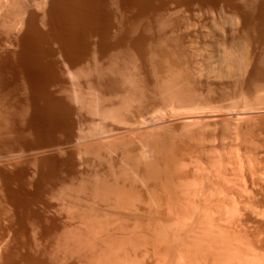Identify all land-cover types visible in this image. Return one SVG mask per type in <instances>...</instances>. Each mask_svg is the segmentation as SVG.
Masks as SVG:
<instances>
[{
	"label": "rangeland",
	"instance_id": "rangeland-1",
	"mask_svg": "<svg viewBox=\"0 0 264 264\" xmlns=\"http://www.w3.org/2000/svg\"><path fill=\"white\" fill-rule=\"evenodd\" d=\"M9 2L14 3V6ZM9 2L0 0V264H96L98 257L99 260L102 258L106 264H164V262L165 264H168L167 262L169 264H195L196 262H198L196 264H219L218 261L220 264H232V261H234L233 264H264V89L260 91L261 88L254 87L255 84L264 82V0H9ZM226 45L234 49L233 56L238 52L236 56H232L235 62L231 68L224 65L222 50ZM243 57L246 59H242ZM242 62L248 66L245 67ZM165 67L170 68H168L169 72ZM182 72L183 74H180ZM166 73L175 75V81L179 83L177 86L183 89V94L189 93L190 97H187L190 99L188 100L187 97L185 99L190 104L184 103L185 109L180 107L182 104L178 105L180 108L178 109L176 104L171 105V102L164 97L159 101V96L161 97L159 86L164 76L167 77ZM242 92L243 94H240ZM141 95L147 100L159 102L157 104L156 101L152 102V107L149 101L148 104L147 100L145 101L147 105L145 104L143 107L145 110H142L141 114L142 116L146 114L144 115L148 117L146 119L148 124L143 116L141 120L147 125L132 126L133 131L137 132L140 128L142 130L148 126L155 129L159 127L157 132L161 137L172 138L175 136L170 135L175 134L177 138L185 131L197 134V139L200 138L199 142L196 140L198 145L195 144L198 149L195 146L192 154L187 153L182 157L185 160V168L182 170L184 176L180 178L181 181L188 180L185 182L188 186L193 184L192 186L195 187L194 182H197L195 183L197 188L194 189L192 186L187 188L188 186L183 183L187 187L176 189L178 191L174 192L175 194L172 193L171 196L174 197L171 198L169 205L167 202V204L161 203L163 206L168 205L169 208L178 210L179 214L181 212V216L176 214L178 218H175L178 227L181 226L178 232V240L180 239L178 243L182 244L181 241L186 242L191 237L201 235L200 231L203 232V227H207L206 224H208L206 229L208 233H211L210 235L213 237L219 235V241H223V244L228 242L227 246L224 245L226 251L229 246L230 250H228L232 252L230 259L216 257V260L212 256L206 257L207 259L202 257L199 259L200 256H197L196 259L195 256L176 253L177 251L172 247L178 244L176 241H173L175 244L169 243L172 250L171 247L166 248L169 246H167L168 243L163 244L164 252H158V254L149 243L131 237L133 218L128 216L130 214L128 211L124 213L123 210H118L121 215L117 210L116 212L113 209L110 210L109 202L104 203L102 211L103 203L101 202L100 206L99 200L94 199L92 191H89L96 186L97 178L110 179L108 177L112 178L116 167L121 166V149L118 146L114 147L116 151L113 147L110 149L107 146L108 143L104 141L117 136L119 138L124 136V139L135 138V132L130 135L127 133L129 132L127 129L131 126L126 128L121 122L111 119L113 117L102 116L98 113L99 107H115L122 102V99H127L124 104H126L127 116L131 117L136 109L133 108L138 109L140 104L138 100ZM154 95H157L158 99H151L155 98ZM244 98H247L245 100L251 105L255 104L247 105L246 101L244 103ZM253 99L257 101L253 102ZM154 105L161 106L158 110ZM247 106H250L251 111L247 109ZM153 108L155 111H161L158 112L160 116L158 113L154 114ZM149 113L160 117V123L158 118L155 119L156 117ZM151 115V118L155 117L153 119L157 121L155 124L159 123L156 127L152 123ZM192 120L195 123H192ZM149 122L153 126H150ZM101 127H104V131H108L99 133L102 130ZM181 127L185 130L180 133L177 130L182 129ZM191 128L194 129L191 130ZM129 130L132 131L131 128ZM163 130L164 133H162ZM104 143L106 148L102 151L101 147ZM250 145L251 149H249ZM107 147L109 150L106 151ZM202 150L205 151V156ZM101 155L105 156L106 161L101 160ZM109 161L111 162L108 165ZM115 163L120 165L116 166ZM222 164H225L224 167H220ZM103 170L107 172L103 173ZM109 170L112 173H108ZM207 174L208 177L205 176ZM211 185L215 189H211ZM224 188H226L225 191H223ZM178 194L180 195L177 196ZM181 196L183 198H180ZM85 204L90 208H87ZM105 204L109 206L110 211ZM201 205L204 206L201 207ZM188 207L192 208L191 211L186 210ZM163 208L159 210V215L161 214L162 220L167 221V216L164 218L166 213ZM199 208L202 210L200 211ZM251 210L253 213L250 212ZM198 214L200 218H197ZM233 214L234 216L238 214L239 218L238 215L235 218ZM179 218L180 221H178ZM122 220L124 222H121ZM221 221H225L227 225ZM211 224L214 229L217 227V231H221L217 232L213 229L210 231ZM90 226L94 229H90ZM186 229L189 231L192 229V231L188 232ZM258 234L259 237H257ZM233 238L234 241H232ZM235 240L240 243H236ZM243 252L248 255L245 256ZM191 257L193 261H195L194 258L199 260L193 262ZM105 258L108 260L106 261ZM237 258L241 262L238 261V263L235 260ZM100 262L103 263L101 260Z\"/></svg>",
	"mask_w": 264,
	"mask_h": 264
},
{
	"label": "bare ground",
	"instance_id": "bare-ground-1",
	"mask_svg": "<svg viewBox=\"0 0 264 264\" xmlns=\"http://www.w3.org/2000/svg\"><path fill=\"white\" fill-rule=\"evenodd\" d=\"M8 2H9V0H7ZM2 2V1H1ZM17 2V1H16ZM4 3V2H3ZM5 3H6V1H5ZM9 3H12V2H9ZM14 3H12V5H13ZM4 5H8V4H4ZM11 5V4H10ZM15 5H17V4H15ZM9 6V5H8ZM14 6V5H13ZM3 8V7H2ZM0 9H1V6H0ZM12 9V8H11ZM18 10V9H17ZM1 12V11H0ZM217 12V11H216ZM213 14V13H212ZM226 15V14H225ZM224 16V15H223ZM222 16V17H223ZM220 18V17H219ZM220 20V19H219ZM172 26V25H171ZM170 27V26H169ZM173 30V29H172ZM164 31V30H163ZM170 36V35H169ZM175 36V35H174ZM231 41H232V39H231ZM245 41V40H244ZM162 42V41H161ZM165 42V41H164ZM234 42V41H233ZM232 42V43H233ZM157 43V42H156ZM229 43V42H228ZM231 43V44H232ZM235 43V42H234ZM250 43V42H249ZM236 44V43H235ZM149 45V44H148ZM224 45V44H223ZM237 45V44H236ZM229 46H230V44H229ZM245 46V45H244ZM154 47V46H153ZM168 47V46H167ZM233 47V46H232ZM231 47V48H232ZM162 48V47H161ZM166 48V47H165ZM148 50V49H147ZM167 50V49H166ZM174 50V49H173ZM149 51V50H148ZM159 51V50H158ZM233 51H234V49L232 50V49H230L229 47H227V45L223 48V50H222V52H223V58H224V65H226L227 67H229V68H231V67H233L234 66V56H236V54L238 53V52H236V54H234V56H233ZM235 53V52H234ZM244 53V52H243ZM168 54V53H167ZM166 54V55H167ZM175 54V53H174ZM179 54V53H178ZM217 54V53H216ZM232 54V55H231ZM245 54V53H244ZM160 55V54H159ZM171 56H172V54H170ZM239 55V54H238ZM241 55V54H240ZM154 56V55H153ZM169 56V55H168ZM233 56V57H232ZM245 56H246V54H245ZM158 58V57H157ZM171 58H173L174 59V57H171ZM181 58V57H180ZM115 59V58H114ZM166 59H167V56H166ZM241 59V58H240ZM239 59V60H240ZM242 59H246V58H242ZM145 60V59H144ZM175 60H176V58H175ZM260 60V59H259ZM263 60H264V56H263ZM181 61V60H180ZM242 61V60H241ZM240 61V62H241ZM161 62H162V60H161ZM223 62V61H222ZM245 62H247L246 60H245ZM109 63H111V62H109ZM243 64H244V62H242ZM158 64H159V62H158ZM260 64V63H259ZM177 65V64H176ZM245 65V64H244ZM243 65V66H244ZM258 65V64H257ZM128 67H129V65H127ZM166 66H169V65H166ZM248 66V65H247ZM246 65H245V67H247ZM150 67V66H149ZM237 67V66H236ZM130 68H132V67H130ZM148 68V67H147ZM152 68V67H151ZM162 68H163V66H162ZM166 68V67H165ZM169 68V67H168ZM168 68H166L167 70H168V72H169V69ZM228 68V69H229ZM239 68H240V66H239ZM241 68H242V66H241ZM134 69V68H133ZM154 69V68H153ZM123 70V69H122ZM162 70V69H161ZM167 70H165V72L167 71ZM176 70V69H175ZM223 70V69H222ZM225 70H227V68L225 69ZM224 70V71H225ZM236 70V69H235ZM238 70V69H237ZM263 70V69H262ZM154 71V70H153ZM164 71V70H163ZM162 71V72H163ZM231 71V70H230ZM128 72V71H127ZM171 72H172V70H171ZM122 73V72H121ZM179 73V72H178ZM177 73V74H178ZM156 74V73H155ZM163 74V73H162ZM166 74H168V73H166ZM165 74V75H166ZM175 74V73H174ZM180 74H183V72L182 73H180ZM133 76V75H132ZM138 76V75H137ZM167 77H165L164 76V79L161 81V84H160V86H159V89H160V91H159V94L161 95V97L159 96V94L156 92V94H158V96H159V101H160V99L161 98H165V100H168V102H171V105H172V103H174V104H176L177 105V107H178V105L180 106L181 104H182V106H180V107H182V108H184L183 107V104L184 103H189V99H188V97L187 96H189L188 94H183L184 92L181 90V88H179L180 86H177V85H179V83H177L176 81H175V75L173 76V75H171V73H169L168 75H166ZM181 76V75H180ZM179 76V77H180ZM257 76V75H256ZM120 77V76H119ZM129 77V76H128ZM128 77H127V79H128ZM179 77H177L178 79H179ZM260 77H262V76H260ZM162 78V77H161ZM182 78V77H181ZM189 78V77H188ZM133 79V78H132ZM177 79V80H178ZM161 80V79H160ZM182 80V79H181ZM263 80V79H262ZM262 80H260V82H263ZM134 81V80H133ZM257 81H259V80H257ZM256 81V82H257ZM181 82V81H180ZM251 82V81H250ZM259 82V83H260ZM113 83H114V81H113ZM137 83V82H136ZM252 83V82H251ZM121 84V83H120ZM127 84V83H126ZM118 85V84H117ZM131 85V84H130ZM139 85V84H138ZM252 85H253V83H252ZM251 85V86H252ZM152 86V85H151ZM156 86V85H155ZM89 87V86H88ZM135 87V86H134ZM137 87V86H136ZM140 87V86H139ZM153 87V86H152ZM254 87H257V89H259V88H261L260 89V91H262V89H264V82L263 83H261V84H255L254 85ZM253 87V90H255V88ZM120 88V87H119ZM118 88V89H119ZM154 88V87H153ZM152 88V89H153ZM156 89H157V87H155ZM186 88V87H185ZM250 88V87H249ZM127 89V88H126ZM135 89V88H134ZM133 89V90H134ZM256 89V91H258L259 92V90H257ZM140 90V89H139ZM246 90V89H245ZM248 90V89H247ZM251 90V92H252V89H250ZM240 91V90H239ZM255 91V92H256ZM91 92V91H90ZM109 92V91H108ZM249 92V91H248ZM116 93V92H115ZM124 93V92H123ZM134 94V93H133ZM149 94V93H148ZM155 94V93H154ZM239 94V93H238ZM240 94H243V92L242 93H240ZM252 94V93H251ZM132 95V94H131ZM138 96V95H137ZM140 96V95H139ZM146 96V95H145ZM153 96V95H152ZM242 96H245V95H242ZM260 96H262V95H260ZM125 97V96H124ZM133 98H135L134 96H132ZM131 97V98H132ZM141 97H142V95H141ZM140 97V99L138 100V103H140V104H138V109H137V107H134L133 109H135V112H134V115L133 116H131V117H129V116H127L128 115V112L126 111L127 109L125 108V106H126V104H124V103H126L125 101L127 100H123L122 99V102L119 104L118 103V106H115V107H113V106H111L110 108H104L105 106H100L99 107V114H101L102 116H110V117H113V118H111V119H114V121H115V119L117 120V122L119 123V122H121L122 124H124L125 125V127L127 126H131L130 128H131V130H132V126L133 127H135V125H143V126H146L147 124H148V120H146L147 118H146V114L144 115L143 114V116H145V121L147 122V124H145L146 122H143L141 119H142V114L141 113H143V111L142 110H145V109H143V107H145V104L147 103L148 104V101H149V103H151V106L153 107V104H152V102L154 103V101H156V100H154V99H156L157 98V95L155 96L154 95V97L155 98H151V99H153L154 101H152V100H147L145 97H142L141 98ZM147 97V96H146ZM149 98H150V94H149V96H148ZM147 97V98H148ZM185 97H187V99L188 100H186L185 99ZM190 97V96H189ZM192 97V96H191ZM256 97H257V94H256ZM258 97H259V95H258ZM120 98V97H119ZM129 98V97H128ZM248 98V97H247ZM247 98H244V103H245V99H247ZM254 98V97H253ZM77 99V98H76ZM158 99V98H157ZM252 99V98H251ZM256 99H258V98H256ZM262 100H263V97L261 98ZM121 100V99H120ZM119 100V101H120ZM147 100V101H146ZM164 100V99H163ZM241 100H243V99H241ZM259 100H260V98H259ZM131 101H133V100H131ZM145 101H146V103H145ZM158 100L156 101V104L159 102ZM162 101V100H161ZM192 101H194V100H192ZM255 101H257V100H254L253 99V102H255ZM261 101V100H260ZM81 102V101H80ZM79 102V103H80ZM83 102V101H82ZM90 102V101H89ZM94 102V101H93ZM97 102V101H96ZM128 102H130V101H128ZM137 102V101H136ZM263 102V101H262ZM131 103V102H130ZM144 103V104H143ZM167 103V102H166ZM246 103H247V105H249L250 104V102L248 103L247 101H246ZM146 104V105H147ZM160 104V103H159ZM161 104H163V102L161 103ZM168 104V106H169V103H167ZM190 104V103H189ZM197 104H199V103H197ZM197 104H196V106H197ZM243 104V103H242ZM255 104V103H254ZM254 104H250V106H253ZM261 104V103H260ZM264 104V103H263ZM80 105V104H79ZM98 105V104H97ZM188 104H186V106H187ZM159 106H161V105H159ZM159 106L157 107L158 108V110H159ZM167 106V105H166ZM199 106H200V104H199ZM201 106H203V105H201ZM240 106H244V105H241L240 104ZM250 106L248 107L247 106V109H249L250 108ZM98 107V106H97ZM108 107V106H107ZM147 107V106H146ZM148 107H150L149 105H148ZM147 107V108H148ZM154 107H155V105H154ZM155 107V108H156ZM171 107V106H170ZM246 107V106H245ZM254 107H256V106H254ZM259 107V106H258ZM155 108H153V110L155 109ZM156 108V109H157ZM172 108V107H171ZM197 108V107H196ZM257 108V107H256ZM260 108V107H259ZM262 108V107H261ZM98 109V108H97ZM129 109V108H128ZM151 108H149V110H150ZM176 109V108H175ZM178 109H180L179 107H178ZM185 109V108H184ZM198 109H200V108H198ZM253 109V108H252ZM162 110V109H161ZM245 110V109H244ZM250 110V109H249ZM126 111V114L124 113ZM132 110H130V112H131ZM188 112H189V110H187ZM242 111V110H241ZM251 111V110H250ZM255 111H257V109L255 110ZM258 111H260V110H258ZM150 112H152V110H150ZM158 112H161V111H155L154 110V114L156 115V113H158ZM247 112V111H246ZM262 112V111H261ZM147 113V112H146ZM252 113V112H251ZM132 114H133V112H132ZM150 114H152V113H149V115ZM161 114V113H160ZM239 114H241V113H239ZM246 114V113H245ZM100 115V116H101ZM129 115H131V113L129 114ZM147 115H148V113H147ZM153 115V114H152ZM152 115L150 116V118L152 117ZM155 115H153V116H155ZM158 115H159V113H158ZM238 115V114H237ZM247 115V114H246ZM245 115V116H246ZM262 115V114H261ZM160 116V115H159ZM240 116H242V118H244L243 117V115H240ZM248 116V115H247ZM110 117H107V118H110ZM156 117V118H155ZM155 117H153V118H155V119H157L158 117L157 116H155ZM263 117V116H262ZM104 118V117H103ZM153 118H151L152 120H153V124H155V122H157L156 120H154ZM160 118V117H159ZM159 118H158V122H159ZM241 118V119H242ZM254 118H256V117H254ZM151 119H149L150 121H151ZM186 119V118H185ZM189 118H187V120H188ZM192 119V118H191ZM190 119V120H191ZM224 119V118H223ZM227 119V118H226ZM229 119V118H228ZM184 120V119H183ZM189 120V121H190ZM196 120V119H195ZM164 121H166V120H164ZM185 121V120H184ZM184 121H181V122H183L184 123ZM198 121V120H197ZM247 121V120H246ZM248 121H249V119H248ZM247 121V122H248ZM256 121V120H255ZM252 122V121H251ZM258 122V121H257ZM120 123V124H121ZM144 123V124H143ZM160 123V122H159ZM159 123H157V124H159ZM192 123H195V121L193 122V120H192ZM199 123V122H198ZM260 123V122H259ZM117 124V123H116ZM153 124L152 125H150V122H149V125L150 126H153ZM157 124H155L154 126L156 127L157 126ZM167 124V123H166ZM189 124V123H188ZM141 125V126H142ZM184 125V124H183ZM183 125H182V127H183ZM185 125H186V123H185ZM201 125V124H200ZM246 125V124H245ZM137 126H136V130H138L137 129ZM141 126H139V128L141 127ZM142 126V127H143ZM159 126H161V125H159ZM187 126V125H186ZM197 126V125H196ZM205 126V125H204ZM247 126V125H246ZM250 126V125H249ZM126 127V128H127ZM163 127V126H162ZM161 127V128H162ZM178 127V126H177ZM176 127V128H177ZM181 127V128H182ZM102 128V130H100L101 132H99V133H102V131H103V133L104 132H106V131H108V130H106V131H104V127H101ZM106 128V127H105ZM130 128H128L127 130L129 131V132H127V130H125L127 133H129L128 135H130L131 133H134V136H135V138L134 139H132L133 137H131V139L130 138H126V139H124V136H123V138L122 137H110L109 139L110 140H108V142H106V141H104L105 143H108V147H110V149H111V147H113V149H114V147H119L120 149H121V152H120V149H119V152H120V158H121V166H119L117 163H115L116 164V166H119V167H116V171H115V173H113L112 174V178H111V174H107L108 176H110V177H108V178H110V179H107V177L105 178V177H99L100 176V174H99V178H97V184H96V186H94L91 190H89L87 187V184H86V186L87 187H85V188H87L89 191H92V194L94 195V199L96 198L97 200H99V205L101 204V202L103 203V204H101L102 205V211L104 210L103 209V205H104V203H110L109 204V206H111L110 208V210H115V212H116V210L118 211V210H123L122 212H126V211H128L130 214L128 215L129 217L130 216H132L131 218H133V226L131 227V229H130V231H132L131 232V237H134L133 239H137V240H143V241H145V243L147 242V243H149V245H151V247H153L154 249H155V251L158 253V252H162L163 250H164V248H163V244L165 245V244H167V246L169 245V243H172L173 241L175 242L176 241V243H178L179 242V240H178V232L181 230V226L179 225V227H178V224L175 222V218L177 219L178 218V216L180 217L181 215V212H180V214H179V212H178V210L176 211L175 209L173 210L172 209V207L171 208H169L168 207V205H169V202H170V200L172 201V197H174V196H171L172 195V193H174V192H176V191H178V190H176V189H185L184 187H187L188 186V183L186 184L185 182L187 181L188 182V180H185V181H183V179H182V181L180 180V178H182L181 176H184V175H182L183 173H182V170H184L183 168H185L184 167V159L182 158V157H184V155H187V153H189V154H192V151L193 150H195L194 148H195V146H196V148H197V142H196V140H198V142H199V140H200V138L199 139H197V137H198V135L197 134H194V133H189V132H183V135L182 136H180V135H178V136H180V137H177L176 138V135L174 134V135H170V136H175V137H172V138H170V137H168V136H164V137H161V135L160 134H158V132L157 131H159V127H158V129L156 128H152V127H144V129L142 128V130H138L137 132L136 131H131L130 132ZM149 128V129H148ZM160 128V132H161V130L163 129H161ZM166 128V126L164 127V129ZM187 128H188V126H187ZM199 128V127H198ZM197 128V129H198ZM109 129V128H108ZM114 129H115V127H114ZM125 129V128H124ZM134 129V128H133ZM192 129H194V128H191V130ZM203 129V128H202ZM242 129V128H241ZM252 129V128H251ZM112 130V129H111ZM110 130V131H111ZM183 130H185L184 128H182V129H180V130H177V131H183ZM191 130H190V132H191ZM201 130V129H200ZM199 130V131H200ZM205 130V129H204ZM203 130V131H204ZM237 130V129H236ZM122 131V130H121ZM174 131V130H173ZM177 131H176V133H177ZM188 131V130H187ZM196 131V130H195ZM195 131H192V132H195ZM202 131V130H201ZM244 131H246L245 129H244ZM243 131V132H244ZM251 131V130H250ZM257 131V130H256ZM261 131H263V130H261ZM126 132H125V134H126ZM166 132V131H165ZM178 132V133H179ZM180 132V133H181ZM234 132H236V131H234ZM240 132V131H239ZM238 132V133H239ZM249 132V129H248V131H247V133ZM122 133V132H121ZM124 133V132H123ZM162 133H164V130L162 131ZM198 133H200V132H198ZM258 133V132H257ZM107 134V133H106ZM119 134V133H118ZM210 134V133H209ZM243 134V133H242ZM249 134V133H248ZM248 134H247V136H248ZM263 134V133H262ZM121 135V134H120ZM164 135H166V134H164ZM197 135V136H196ZM199 135H201V133L199 134ZM211 135V134H210ZM233 135V134H232ZM241 135V134H240ZM246 135V134H245ZM259 135V134H258ZM106 136V135H105ZM132 136H133V134H132ZM162 136H163V134H162ZM213 136H214V134H213ZM242 136V135H241ZM252 136V135H251ZM101 137H102V135H101ZM125 137H126V135H125ZM199 137H201V136H199ZM204 137V136H203ZM208 137V136H207ZM232 137V136H231ZM243 137V136H242ZM241 137V138H242ZM253 137V136H252ZM260 137H261V135H260ZM106 138V137H105ZM210 139H211V136L209 137ZM232 138H234V137H232ZM244 138H246V137H244ZM101 139V138H100ZM202 139V138H201ZM237 139V138H236ZM239 139V138H238ZM237 139V140H238ZM246 139H248V138H246ZM93 140V139H92ZM97 140V139H96ZM206 140V139H205ZM233 140V139H232ZM240 140V139H239ZM243 140V139H242ZM250 140V139H249ZM101 141V140H100ZM109 141H110V143H109ZM245 141V140H244ZM251 141V140H250ZM202 142V141H201ZM207 142H209L208 140H207ZM210 142H211V140H210ZM239 142V141H238ZM243 141H241V143H242ZM247 142V141H246ZM256 142V141H255ZM97 143H98V141H97ZM105 143L102 145V147H101V150L102 151H105V149L104 148H106L105 146ZM205 143V142H204ZM248 143V142H247ZM85 144V143H84ZM195 144H197V145H195ZM98 145H100V144H98ZM105 145V146H104ZM238 145H239V143H238ZM245 145V144H244ZM93 146V145H92ZM204 146V145H203ZM247 146V145H246ZM258 146V145H257ZM256 146V147H257ZM262 146V145H261ZM107 147V148H108ZM201 147V146H200ZM240 147H241V144H240ZM104 150H103V149ZM258 148H260V146L258 147ZM257 148V149H258ZM263 148H264V145H263ZM95 149V148H94ZM198 149V148H197ZM200 149H202V147L200 148ZM249 149H251V145H250V148ZM254 149H255V147H254ZM98 150H100V149H98ZM107 150H109V148L108 149H106V151ZM115 150V149H114ZM205 150V149H204ZM207 150V149H206ZM244 150V149H243ZM101 151V152H102ZM116 151V150H115ZM114 151V152H115ZM199 151V150H198ZM209 151V150H208ZM239 150L237 149V152H238ZM248 151V150H247ZM86 152V151H85ZM110 152V151H109ZM197 152V151H196ZM202 153H204L203 152V150L201 151ZM207 152V151H206ZM210 152V151H209ZM222 152V151H221ZM243 152V151H242ZM255 152V151H254ZM105 153V152H104ZM103 153V154H104ZM108 153V152H107ZM106 153V154H107ZM195 153V152H194ZM253 153V152H252ZM251 153V154H252ZM256 153V152H255ZM98 154H99V152H98ZM97 154V155H98ZM102 154V153H101ZM118 154V153H117ZM195 154H198V153H195ZM218 154V153H217ZM220 154V153H219ZM230 154V153H229ZM238 154V153H237ZM241 154V153H240ZM257 154V153H256ZM255 154V155H256ZM100 155V154H99ZM98 155V156H99ZM105 155V154H104ZM108 155V154H107ZM207 155H209V153L207 154ZM213 155V154H212ZM211 155V156H212ZM215 155V154H214ZM239 155V154H238ZM243 155H245V154H243ZM248 155V154H247ZM253 155V154H252ZM98 156H97V158H98ZM102 156V155H101ZM191 156V155H190ZM204 156H205V153H204ZM254 156V155H253ZM104 157V158H103ZM233 157V156H232ZM241 157V156H240ZM245 157V156H244ZM119 158V157H118ZM185 158H186V156H185ZM188 158V157H187ZM207 158V157H206ZM214 158H215V156H214ZM213 158V159H214ZM217 158H219V156L217 157ZM221 158H222V156H221ZM220 158V159H221ZM238 158V157H237ZM253 158H255V157H253ZM104 160L105 159V156H102V158H101V160ZM108 159V158H107ZM116 159V158H115ZM239 159V158H238ZM246 159V158H245ZM99 160V159H98ZM110 160V159H109ZM189 160L191 161V159H190V157H189ZM194 160H195V158H194ZM193 160V161H194ZM198 160H200V159H198ZM205 160V159H204ZM207 160V159H206ZM215 160V159H214ZM233 160H234V158H233ZM248 160V159H247ZM252 160V159H251ZM259 160V159H258ZM105 161H106V159H105ZM114 161V160H113ZM120 161V160H119ZM188 161V160H187ZM208 161H210V160H208ZM212 161V160H211ZM237 161V160H236ZM235 161V162H236ZM100 162V161H99ZM108 162V161H107ZM110 162L111 161H109V163H107L108 165L110 164ZM189 162V161H188ZM187 162V163H188ZM215 162V161H214ZM228 162V161H227ZM239 162V161H238ZM243 162H244V160H243ZM248 162V161H247ZM251 162V161H250ZM105 163V162H104ZM192 163V162H191ZM195 163V162H194ZM211 163V162H210ZM226 163V162H225ZM233 163V162H232ZM99 164V163H98ZM189 164V163H188ZM218 164V163H217ZM216 164V165H217ZM236 164H238V163H236ZM253 164V163H252ZM107 165V166H108ZM194 165V164H193ZM198 165H200V164H198ZM211 165V164H210ZM213 165V164H212ZM223 165H225V164H222L220 167H222ZM234 165H235V163H234ZM238 165H240V163L238 164ZM241 165H242V162H241ZM103 166H104V164H103ZM111 166V165H110ZM113 166H114V164H113ZM112 166V167H113ZM191 166V165H190ZM207 166V165H206ZM245 166V165H244ZM248 166H250L249 164H248ZM187 167H189V166H187ZM193 167V166H192ZM197 167V166H196ZM202 167V166H201ZM215 167V166H214ZM224 167V166H223ZM239 167V166H238ZM100 168V167H99ZM102 168V167H101ZM109 168V167H108ZM108 168H105V169H108ZM190 168V167H189ZM207 168V167H206ZM213 168V167H212ZM216 168V167H215ZM226 168V167H225ZM242 168V167H241ZM249 169H251L250 167H248ZM253 168V167H252ZM104 169V170H105ZM114 169V168H113ZM196 169V168H195ZM233 169V168H232ZM256 169V168H255ZM103 170V173H106L107 171H104ZM110 170H112L111 169V167H110ZM109 170V171H110ZM186 170V169H185ZM199 170V169H198ZM197 170V171H198ZM208 170V169H207ZM212 170H215V169H212ZM239 170V169H238ZM238 170H237V172H238ZM189 171V170H188ZM192 171H193V169H192ZM204 171V170H203ZM209 171V170H208ZM219 171V170H218ZM222 171V170H221ZM241 171V170H240ZM242 171H243V169H242ZM101 172V171H100ZM114 172V171H113ZM195 172V171H194ZM212 172V171H211ZM234 172H235V170H234ZM247 172H248V170H247ZM102 173V174H103ZM108 173H112V171H110V172H108ZM196 173V172H195ZM201 173V172H200ZM204 173V172H203ZM207 173H209V172H207ZM225 173V172H224ZM239 173V172H238ZM254 173V172H253ZM253 173H251V175L253 174ZM191 174H193V173H191ZM197 174H199V173H197ZM214 174V173H213ZM221 174V173H220ZM249 174H250V172H249ZM261 174V173H260ZM195 175V174H194ZM215 175V174H214ZM241 175V174H240ZM243 175V174H242ZM246 175V174H245ZM263 175V174H262ZM106 176V175H105ZM198 176V175H197ZM197 176H194V177H197ZM205 176H209L208 174L207 175H205ZM239 176V175H238ZM192 177V176H191ZM193 177V178H194ZM203 177H204V175H203ZM202 177V178H203ZM247 177H249V176H247ZM262 177V176H261ZM85 178V177H84ZM87 178V177H86ZM187 178V177H186ZM201 178V179H202ZM217 178V177H216ZM237 178V177H236ZM244 178V177H243ZM242 178V179H243ZM250 178H251V176H250ZM253 178V177H252ZM89 179V178H88ZM188 179V178H187ZM190 179V178H189ZM206 179V178H205ZM211 179H213V178H211ZM260 179V178H259ZM95 180V179H94ZM194 180V179H193ZM192 180V181H193ZM198 180V179H197ZM204 180V179H203ZM209 180V179H208ZM241 180V179H240ZM211 181V180H210ZM217 181V180H216ZM219 181V180H218ZM222 181V180H221ZM226 181V180H225ZM237 181V180H236ZM258 181V180H257ZM261 181V180H260ZM86 182V181H85ZM189 182H190V180H189ZM201 182V181H200ZM207 182V181H206ZM243 182V181H242ZM252 182V181H251ZM183 183H185L186 185H184ZM193 183V182H192ZM195 183H197V182H194V186L196 187V185H195ZM208 183H209V181H208ZM207 183V184H208ZM223 183V182H222ZM238 183H239V180H238ZM261 183V182H260ZM90 184V183H89ZM88 184V185H89ZM191 184V183H190ZM198 184H200L199 182H198ZM216 184V183H215ZM230 184V183H229ZM232 184V183H231ZM237 184V183H236ZM240 184V183H239ZM245 184V183H244ZM193 185V184H192ZM192 185H189L190 187L192 186ZM204 185V184H203ZM206 185V184H205ZM214 185V184H213ZM189 186L187 187V188H189ZM199 186V185H198ZM202 186V185H201ZM230 186H232V185H230ZM241 186H243V185H241ZM240 186V187H241ZM249 186V185H248ZM193 187V186H192ZM195 187H193L194 189H195ZM205 187V186H204ZM208 187H209V185H208ZM218 187V186H217ZM239 187V188H240ZM84 188V189H85ZM186 188V189H187ZM193 188H191V189H193ZM197 188V187H196ZM205 188H207V187H205ZM212 188H214L215 189V187H212V185H211V189ZM219 188V187H218ZM220 188H221V185H220ZM230 188V187H229ZM238 188V190H240ZM246 188V187H245ZM251 188V187H250ZM82 189V188H81ZM86 189V190H87ZM225 189L226 188H224V190L223 191H225ZM241 189H243V188H241ZM190 190V189H189ZM208 190H209V188H208ZM233 190V189H232ZM244 190V189H243ZM83 192H84V190H82ZM192 191V190H191ZM194 191H196V190H194ZM211 191V190H210ZM220 191V190H219ZM222 191V192H223ZM228 190H226V192H227ZM82 192V193H83ZM87 192V191H86ZM201 191H199V193H200ZM205 192V191H204ZM212 192V191H211ZM237 192V191H236ZM240 192V191H239ZM246 192V191H245ZM184 193H185V191H184ZM187 193V192H186ZM190 193V192H189ZM202 193V192H201ZM220 193H221V191H220ZM224 193V192H223ZM248 193H249V191H248ZM87 194H89V193H87ZM91 194V195H92ZM175 194V193H174ZM194 194H195V192H194ZM212 194V193H211ZM210 194V195H211ZM227 194H229V193H227ZM252 194V193H251ZM86 195V194H85ZM180 194H178L177 196H179ZM181 195H183V194H181ZM200 195V194H199ZM205 195H207V194H205ZM209 195V194H208ZM219 195V194H218ZM253 195V194H252ZM176 196V198H178ZM186 196V195H185ZM189 196V195H188ZM187 196V197H188ZM195 196V195H194ZM215 197H216V195H214ZM84 197V196H83ZM191 197V196H190ZM202 197V196H201ZM211 197V196H210ZM180 198H183L182 196L180 197ZM185 198V197H184ZM192 198H193V195H192ZM199 198V197H198ZM226 198V197H225ZM230 198V197H229ZM87 199H88V197H87ZM87 199L85 200V201H87ZM187 199V198H186ZM194 199H195V197H194ZM193 199V200H194ZM200 199V198H199ZM205 199V198H204ZM214 199V198H213ZM217 199V198H216ZM215 199V200H216ZM248 199V198H247ZM175 200V199H174ZM182 200V199H181ZM201 200H203L202 198H201ZM231 200V199H230ZM230 200H229V202H230ZM92 201V200H91ZM177 201H178V199H177ZM184 201V200H183ZM198 201V200H197ZM227 201V200H226ZM97 202V201H96ZM168 203V205L166 206V205H164L163 206V204H161V203ZM185 202V201H184ZM187 202H188V200H187ZM189 202H190V199H189ZM216 202V201H215ZM222 202V201H221ZM223 202H224V200H223ZM248 202V201H247ZM90 203V202H89ZM89 203L87 204V205H89ZM164 203V204H165ZM166 203V204H167ZM178 203V202H177ZM207 203V202H206ZM106 204H105V206H106ZM202 204V203H201ZM100 205V206H101ZM164 207H162V206ZM250 205V204H249ZM85 206H86V204H85ZM91 206H92V204H91ZM99 206V207H100ZM104 206V207H105ZM108 205L106 206V208L108 209V207H109ZM143 206H145L146 208L145 209H143V208H141V207H143ZM166 206V207H165ZM186 206V205H185ZM191 206V205H190ZM202 206H204V205H201V207ZM206 206V205H205ZM211 206H213V204L211 205ZM231 206V205H230ZM245 206V205H244ZM243 206V207H244ZM257 206V205H256ZM87 207V206H86ZM89 207V206H88ZM87 207V208H88ZM93 207V206H92ZM96 207V206H95ZM98 207V206H97ZM176 207V206H175ZM182 208H183V206H181ZM194 207H195V205H194ZM200 207V206H199ZM215 207H216V205H215ZM219 207V206H218ZM227 207V206H226ZM240 207V206H239ZM90 208V207H89ZM165 209V213H166V215L164 216V218L167 216V218L166 219H168L167 221H165L164 219L162 220V218L160 217L161 216V214L159 215V212L161 211L160 209ZM174 208V207H173ZM191 208V207H190ZM208 209H209V207H207ZM213 208V207H212ZM217 208V207H216ZM227 208H229V207H227ZM235 208H237V206L235 207ZM86 209V208H85ZM100 209V210H101ZM181 209V208H180ZM187 209H189V207L188 208H186V210ZM192 209V208H191ZM191 209H189L190 211H191ZM195 208H193V210H194ZM197 209H198V207H197ZM197 209H195V210H197ZM201 208H199V210H200ZM222 209V208H221ZM220 209V210H221ZM226 209V208H225ZM252 209V208H251ZM109 209H108V211H110ZM160 210V211H159ZM202 210V209H201ZM200 210V211H201ZM210 210V209H209ZM227 210V209H226ZM225 210V211H226ZM236 210V209H235ZM242 210H243V208H242ZM247 210H249V209H247ZM97 211V210H96ZM105 211H107V210H105ZM172 211H174V212H172ZM175 211H176V213H175ZM212 211V210H211ZM215 211V210H214ZM213 211V212H214ZM217 211V210H216ZM87 212H89V211H87ZM90 212H91V210H90ZM114 212V211H113ZM127 212V213H128ZM178 212V213H177ZM182 212H183V209H182ZM186 213H188L189 215H190V213L189 212H187V211H185ZM209 212V211H208ZM213 212H211V213H213ZM222 212V211H221ZM224 212V211H223ZM227 212V211H226ZM234 212H236V211H234ZM233 212V213H234ZM250 212H252V210L250 211ZM98 213V212H97ZM109 213V212H108ZM118 213H120L119 211H118ZM117 213V214H118ZM197 213V212H196ZM205 213H207V212H205ZM210 213V214H211ZM217 213V212H216ZM216 213H215V216H216ZM219 213V212H218ZM232 212H230V214H231ZM246 213V212H245ZM253 213V212H252ZM256 213V212H255ZM84 214V213H83ZM103 214V213H102ZM112 214V213H111ZM114 214V213H113ZM116 214V213H115ZM121 214V213H120ZM163 214V213H162ZM176 214H179L178 216H176ZM185 213H183V215H184ZM227 214V213H226ZM240 214V213H239ZM263 214V213H262ZM85 215V214H84ZM89 215V214H88ZM98 215V214H97ZM104 215V214H103ZM106 215V214H105ZM122 215V214H121ZM124 215V214H123ZM127 215V214H126ZM207 215V214H206ZM213 215V214H212ZM220 215V214H219ZM219 215H218V218H220L219 217ZM224 215H225V213H224ZM228 215V214H227ZM238 215V214H237ZM237 215H235L236 217H237ZM252 215V214H251ZM250 215V216H251ZM255 215V214H254ZM257 215V214H256ZM87 216V215H86ZM94 216V215H93ZM107 216V215H106ZM119 216V215H118ZM139 216H142L143 218H141V217H139ZM163 216V215H162ZM196 216V215H195ZM214 216V215H213ZM221 216V215H220ZM228 216H230V215H228ZM233 216H234V214H233ZM234 216V217H235ZM110 217V216H109ZM146 217V218H145ZM183 217V216H182ZM199 217V214H198V216H197V218ZM202 217V216H201ZM205 216H203V218H204ZM221 217H224V216H221ZM227 217V216H226ZM225 217V218H226ZM235 217V218H236ZM252 217V216H251ZM255 217V216H254ZM260 217V216H259ZM90 218V217H89ZM108 218V217H107ZM112 218V217H111ZM127 218V217H126ZM197 218H195V219H197ZM200 218V217H199ZM210 219H211V217H209ZM214 218V217H213ZM216 218V217H215ZM224 218V219H225ZM233 218V217H232ZM238 218H239V215H238ZM237 218V219H238ZM243 218V217H242ZM246 218V217H245ZM263 218H264V216H263ZM84 219V218H83ZM109 219V218H108ZM118 219H119V217H118ZM117 219V220H118ZM142 219V220H141ZM144 219V220H143ZM184 219H185V217H184ZM186 219H187V217H186ZM189 219V218H188ZM223 219V220H224ZM228 219H231V218H228ZM262 219V218H261ZM101 220V219H100ZM103 220V219H102ZM115 220H116V218H115ZM114 220V221H115ZM124 220V219H123ZM121 221V222H124V221ZM183 220V219H182ZM204 220V219H203ZM216 220V219H215ZM235 220V219H234ZM264 220V219H263ZM178 221H180V218H179V220ZM188 221V220H187ZM186 221V222H187ZM205 221V220H204ZM209 221V220H208ZM219 221V220H218ZM226 221V220H225ZM224 221V222H225ZM88 222V221H87ZM90 222V221H89ZM91 222H92V220H91ZM98 222V221H97ZM117 222V221H116ZM116 222H115V224H116ZM184 223H185V221H183ZM182 222V223H183ZM190 222V221H189ZM195 222V221H194ZM201 222H202V220H201ZM215 222H217V221H215ZM214 222V223H215ZM221 222H223V221H221ZM223 222V223H224ZM234 223H235V221H233ZM244 222H245V220H244ZM84 223V222H83ZM103 223H104V221H103ZM106 223V222H105ZM132 223V222H131ZM181 223V224H182ZM191 223H192V221H191ZM196 223H197V220H196ZM206 223H208V222H206ZM210 223V222H209ZM211 223H212V220H211ZM219 223V222H218ZM226 223V222H225ZM256 223V222H255ZM254 223V224H255ZM87 224V223H86ZM106 224H108V223H106ZM126 224V223H125ZM129 224V223H128ZM195 224V223H194ZM193 224V225H194ZM202 224V223H201ZM220 224V223H219ZM228 224H229V222H228ZM230 224H231V222H230ZM237 224V223H236ZM239 224V223H238ZM82 225H84V224H82ZM91 225V224H90ZM96 226H97V224H95ZM104 225V224H103ZM103 225H102V227H103ZM117 225V224H116ZM130 225V224H129ZM183 225V224H182ZM198 225H200V223L198 224ZM197 225V226H198ZM207 225V227H208V224H206ZM221 225V224H220ZM226 225H227V223H226ZM248 225V224H247ZM87 226V225H86ZM94 226V225H93ZM107 226V225H106ZM115 226V225H114ZM119 226V225H118ZM185 226V225H184ZM183 226V227H184ZM202 226V225H201ZM205 226V225H204ZM210 226H212V224L210 225ZM230 226V225H229ZM91 227V226H90ZM110 227V226H109ZM115 227H117V226H115ZM121 227V226H120ZM129 227V226H128ZM200 227V226H199ZM207 227H203V230L205 231H200L201 232V235H199L198 234V236L196 235V237L194 236V237H191L190 239H188V240H186V242L184 241V242H182L181 241V243L182 244H180V243H178V244H176L175 246H172V247H174V249L177 251H175L176 253H182L183 255H187V256H195L196 257V259H197V256H200V258L199 259H201V257L202 258H206V257H209L210 256V258H211V256L213 257V258H216V257H219V259H220V257L222 258V257H224V258H226V257H229L230 255L232 256V252H230L229 250V246L227 247V251H226V247H225V245L227 246L228 244V242L224 245L223 244V241L221 242V241H219L220 239L218 238L219 237V233L217 234L218 235V237H213L212 235H210L211 233H208L209 231H208V229H206ZM216 227V226H215ZM93 227H91L90 229H92ZM104 228V227H103ZM108 228V227H107ZM111 228V227H110ZM125 228V227H124ZM177 228H179V229H177ZM186 228V227H185ZM189 228V227H188ZM190 228H192V227H190ZM198 228V227H197ZM219 228V227H218ZM223 228V227H222ZM221 228V229H222ZM238 228H239V226H238ZM245 228V227H244ZM86 229V228H85ZM90 229H88V230H90ZM94 229V228H93ZM98 229H100V228H98ZM105 229V228H104ZM122 229V228H121ZM120 229V230H121ZM128 229V228H127ZM132 229H134V230H132ZM184 229V228H183ZM182 229V230H183ZM215 230V231H217V227H216V229H214V227L212 226L211 227V229H210V227H209V230L211 231V230ZM226 229V228H225ZM228 229V228H227ZM230 229V228H229ZM232 229V228H231ZM234 229H236L237 230V228H235L234 227ZM240 229V228H239ZM238 229V230H239ZM258 229V228H257ZM261 229V228H260ZM116 230V229H115ZM120 230H117V231H120ZM187 230V229H186ZM202 230V229H201ZM206 230H207V232H206ZM220 230V229H219ZM241 230V229H240ZM91 231V230H90ZM107 231V230H106ZM114 231V230H113ZM112 231V233H114ZM122 231V230H121ZM124 231V230H123ZM188 232H191L192 231V229L189 231V230H187ZM199 231V230H198ZM221 231V230H220ZM220 231H217V232H220ZM222 231H223V229H222ZM248 231V230H247ZM97 232V231H96ZM108 232V231H107ZM109 232H110V230H109ZM125 232V231H124ZM184 232H186V231H184ZM196 232V231H195ZM229 231H227V233H228ZM259 232V231H258ZM84 233V232H83ZM119 233V232H118ZM182 233V232H181ZM199 233V232H198ZM245 233V232H244ZM89 234V233H88ZM95 234V233H94ZM102 234H103V232H102ZM111 234V233H110ZM127 234H128V232H127ZM130 234V233H129ZM193 234V233H192ZM213 234V233H212ZM228 234H230V232L228 233ZM233 234V233H232ZM257 234V233H256ZM105 235V234H104ZM185 235V234H184ZM242 235V234H241ZM247 235V234H246ZM95 236H96V234H95ZM106 236V235H105ZM108 236H110V235H108ZM116 236V235H115ZM128 236V235H127ZM183 236V235H182ZM181 236V237H182ZM221 236H222V233H221ZM240 236V235H239ZM238 236V237H239ZM91 237V236H90ZM97 237V236H96ZM113 237V236H112ZM117 237V236H116ZM129 237V236H128ZM189 237V236H188ZM234 237V236H233ZM236 237V236H235ZM246 237V236H245ZM257 237H259V234H258V236ZM261 237V236H260ZM82 238H83V236H82ZM98 238H101V237H98ZM97 238V239H98ZM107 238V237H106ZM124 238V237H123ZM183 238V237H182ZM221 239H222V237H220ZM223 238L225 239V234L223 235ZM241 238V237H240ZM243 238H244V236H243ZM242 238V239H243ZM76 239V238H75ZM78 239V238H77ZM91 239H92V237H91ZM102 239H103V237H102ZM115 239V238H114ZM125 239H126V237H125ZM232 239V238H231ZM111 240V239H110ZM119 240H120V238H119ZM123 240V239H122ZM127 240H129V239H127ZM127 240H126V242H127ZM226 240H227V238H226ZM226 240H225V242H226ZM228 240H229V238H228ZM248 240V239H247ZM246 240V241H247ZM255 240V239H254ZM79 241V240H78ZM82 241V240H81ZM87 241V240H86ZM91 241V240H90ZM102 241V240H101ZM113 241V240H112ZM131 241V240H130ZM232 241H234V238H233V240ZM256 241V240H255ZM263 241V240H262ZM106 242V241H105ZM105 242H104V244H105ZM114 242V241H113ZM123 242V241H122ZM126 242H124L125 244H126ZM132 242V241H131ZM137 242V241H136ZM139 242V241H138ZM173 242V243H174ZM221 242V243H220ZM235 242L237 243H240L239 241H236L235 240ZM254 242V241H253ZM85 243V242H84ZM84 243H83V245H84ZM87 243V242H86ZM89 243V242H88ZM94 243V242H93ZM116 243V242H115ZM231 243V242H230ZM76 244V243H75ZM96 244V243H95ZM111 244V243H110ZM137 243H135V245H136ZM139 244V243H138ZM175 244V243H174ZM234 244V243H233ZM232 244V245H233ZM246 244H247V242H246ZM261 244V243H260ZM82 245V244H81ZM88 245V244H87ZM122 245H123V243H122ZM130 245V244H129ZM132 245V244H131ZM140 245V244H139ZM230 245V244H229ZM109 246V245H108ZM119 246V245H118ZM145 246H146V244H145ZM234 246V245H233ZM238 246H239V244H238ZM237 246V247H238ZM242 246V245H241ZM83 247V246H82ZM86 247V246H85ZM113 247V246H112ZM117 247V246H116ZM115 247V248H116ZM132 247H134V246H132ZM169 247H171L170 245L168 246V247H166L167 249L169 248ZM171 247V250L173 249ZM237 247H235V248H237ZM244 247V246H243ZM249 247V246H248ZM114 248V249H115ZM119 248H121V247H119ZM145 248V247H144ZM149 248V247H148ZM153 248H152V250H153ZM165 248V249H166ZM232 248H234V247H232ZM231 248V249H232ZM239 248V247H238ZM247 248V247H246ZM85 249V248H84ZM110 249H112V248H110ZM130 249H131V247H130ZM134 249V248H133ZM229 249V250H228ZM242 249V248H241ZM251 249V248H250ZM249 249V250H250ZM103 250H104V248H103ZM117 250H119V249H117ZM141 250V249H140ZM151 250V251H152ZM240 250V249H239ZM243 250H244V248H243ZM256 250V249H255ZM263 250V249H262ZM93 251V250H92ZM106 251V250H105ZM110 251V250H109ZM132 251V250H131ZM150 251V250H149ZM154 251V250H153ZM167 252H168V250H166ZM232 251V250H231ZM108 252V251H107ZM118 252V251H117ZM147 252V251H146ZM164 252V251H163ZM173 252V251H172ZM211 252H213V253H211ZM236 252V251H235ZM244 252H245V250H244ZM243 252V253H244ZM248 252V251H247ZM262 252V251H261ZM112 253V252H111ZM119 253V252H118ZM125 253V252H124ZM157 253L155 254V255H157ZM240 253V252H239ZM246 253V252H245ZM245 253H244V255H245ZM257 253V252H256ZM91 254V253H90ZM128 254V253H127ZM159 254V253H158ZM233 254H234V251H233ZM237 254V253H236ZM235 254V255H236ZM253 254V253H252ZM102 255V254H101ZM104 255H105V252H104ZM168 255V254H167ZM171 255H172V253H171ZM175 255V254H174ZM178 255V254H177ZM235 255H233V256H235ZM242 255V254H241ZM240 255V256H241ZM248 254H246L245 256H247ZM251 255V254H250ZM255 255V254H254ZM258 255V254H257ZM109 256V255H108ZM230 256V257H231ZM90 257V256H89ZM120 257V256H119ZM152 257H154L153 256V254H152ZM158 257V256H157ZM182 257H185V256H182ZM230 257H229V259H230ZM255 257V256H254ZM88 258V257H87ZM99 258V257H98ZM97 258V260L98 261H95V263L97 264H106V263H104V260H102V258H100V260L101 261H103V263H99V259ZM104 258V257H103ZM156 258V257H155ZM162 258V257H161ZM165 258V257H164ZM186 258V257H185ZM246 258V257H245ZM263 258V257H262ZM159 259V258H158ZM173 259V258H172ZM179 259V258H178ZM183 259V258H182ZM187 259V258H186ZM185 259V260H186ZM191 259H192V257H191ZM195 258H194V260L195 261H198V260H196ZM207 259V258H206ZM218 259V260H219ZM240 259V258H239ZM248 259V258H247ZM253 259H255V258H253ZM105 260H106V258H105ZM108 260V259H107ZM106 260V261H107ZM157 260V259H156ZM162 260V259H161ZM202 260H204V259H202ZM213 260V259H212ZM216 260H217V258H216ZM235 260H237V262L239 261L238 260V258L237 259H235ZM250 260V259H249ZM260 260V259H259ZM264 260V259H263ZM92 261H93V259H92ZM105 261V262H106ZM115 261V260H114ZM170 261V260H169ZM188 261V260H187ZM186 261V262H187ZM192 261H193V259H192ZM195 261H193V262H195ZM223 261V260H222ZM231 261H232V259H231ZM242 261H243V259H242ZM248 260H246V262H247ZM262 261V260H261ZM86 262V261H85ZM91 262V261H90ZM172 262V261H171ZM178 262H179V260H178ZM185 262V261H184ZM207 262V261H206ZM219 262V264H220V261H218ZM233 263H234V261H232ZM239 262H241V261H239ZM238 262V263H239ZM246 262H244V263H246ZM251 262V261H250ZM87 263V262H86ZM115 263V262H114ZM154 263V262H153ZM168 264H169V262H167ZM181 263H182V261H181ZM196 263H198V262H196ZM195 263V264H196ZM209 263V262H208ZM215 263V262H214ZM228 263V262H227ZM232 263V264H233ZM236 263V262H235ZM252 263V262H251ZM257 263V262H256ZM158 264V263H157ZM161 264V263H160ZM164 264H165V262H164ZM177 264V263H176ZM183 264H185V263H183ZM201 264H203V263H201ZM226 264V263H225ZM237 264V263H236ZM247 264V263H246ZM253 264V263H252ZM255 264V263H254ZM262 264V263H261Z\"/></svg>",
	"mask_w": 264,
	"mask_h": 264
}]
</instances>
